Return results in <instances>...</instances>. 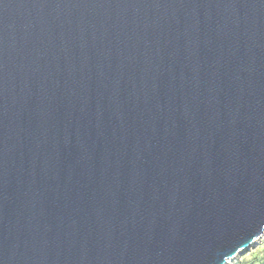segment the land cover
<instances>
[{
    "label": "water",
    "instance_id": "95a60500",
    "mask_svg": "<svg viewBox=\"0 0 264 264\" xmlns=\"http://www.w3.org/2000/svg\"><path fill=\"white\" fill-rule=\"evenodd\" d=\"M264 233V0H0V264H227Z\"/></svg>",
    "mask_w": 264,
    "mask_h": 264
},
{
    "label": "rangeland",
    "instance_id": "374dc122",
    "mask_svg": "<svg viewBox=\"0 0 264 264\" xmlns=\"http://www.w3.org/2000/svg\"><path fill=\"white\" fill-rule=\"evenodd\" d=\"M227 264H264V233Z\"/></svg>",
    "mask_w": 264,
    "mask_h": 264
},
{
    "label": "bare ground",
    "instance_id": "6f19581e",
    "mask_svg": "<svg viewBox=\"0 0 264 264\" xmlns=\"http://www.w3.org/2000/svg\"><path fill=\"white\" fill-rule=\"evenodd\" d=\"M258 240H259V238H257V239L255 240V242H257ZM235 258H236V257H235ZM232 259H234V258H232ZM232 259H229L228 262H230V260H232ZM228 262H227V263H228Z\"/></svg>",
    "mask_w": 264,
    "mask_h": 264
}]
</instances>
